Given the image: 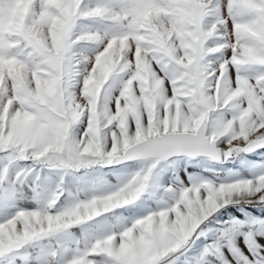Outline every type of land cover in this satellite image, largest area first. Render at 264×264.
<instances>
[{
  "label": "snow or ice",
  "instance_id": "6c2138e0",
  "mask_svg": "<svg viewBox=\"0 0 264 264\" xmlns=\"http://www.w3.org/2000/svg\"><path fill=\"white\" fill-rule=\"evenodd\" d=\"M16 3L0 0V190L7 196L36 166L65 170L63 161L49 159L53 152L81 168L146 159L152 164L116 192L53 211L63 195L59 187V199L47 202V216L41 209L17 211L0 223V258L134 205L162 161L206 156L222 162L264 148V0H227V17L218 0H121L95 7L84 0H24L22 18L14 19ZM82 19L108 20L118 28L103 35L77 32ZM82 42L103 47L94 59L78 55L91 67L84 69L77 95L73 86L81 72L74 49ZM98 60L103 75L93 72ZM249 68L254 73H246ZM117 77L119 95L112 97ZM85 118L83 134L74 137ZM81 154L87 159L76 160ZM20 162L32 167L21 169ZM168 191L172 202L162 210L84 241L83 250L77 240L71 257L52 250L44 264H98L96 257L103 264H176L177 254L212 231L222 208L240 197L264 205V175L202 179ZM216 232L187 264H264L255 225L225 222Z\"/></svg>",
  "mask_w": 264,
  "mask_h": 264
},
{
  "label": "rangeland",
  "instance_id": "374dc122",
  "mask_svg": "<svg viewBox=\"0 0 264 264\" xmlns=\"http://www.w3.org/2000/svg\"><path fill=\"white\" fill-rule=\"evenodd\" d=\"M121 0H84V4L88 7H95L97 4H119ZM222 14L227 17V0H218ZM24 13V0H17L16 10L13 13L14 19L22 18ZM232 20L228 19V30L231 31ZM118 26L108 20L100 19H82L78 22L77 32L80 31H98L102 35L117 30ZM102 45H95L88 42H82L74 51L79 56H85L94 59L98 51L102 50ZM90 68L91 64L81 66V75H79L73 86V91L78 95L84 78V69ZM246 73H254V69L245 70ZM126 79V77H123ZM121 77L116 78V84L112 88L111 95L116 97L119 95ZM112 83L111 81L109 82ZM111 107H115L114 102ZM230 118V114H227ZM87 127V119L76 125L73 129L76 138L83 134ZM110 147L111 138L107 139ZM223 147V143L220 144ZM2 155V154H0ZM21 169L31 168V162H20ZM141 167L139 160L123 163L117 166H100L93 165L84 167L79 170H67L64 172L54 169H43L36 166L35 172H30L26 178L18 184L19 191H24L23 184L29 187V197L34 204L32 208H21L15 203L16 187L15 185L6 196L0 190V223L11 218L19 210H39L47 201L50 193L57 189L59 185L63 189V195L60 198L56 208L53 211H60L71 206L77 199H90L93 195L107 194L115 189V187L125 182L126 178L134 174ZM10 177L14 180L16 168L9 169ZM264 175V148H258L248 153H239L226 161L216 162L205 156L194 158L189 157H172L167 161H162L154 172L150 187L144 195L134 205L118 209L114 213H110L98 217L94 221L87 222L83 225L76 226L81 234V250L84 249V240H94L96 237L112 232L120 231L127 224L130 225L138 218H142L151 212L162 210L172 202L173 192L168 191L169 188L178 190L182 187H190L192 184L208 179L218 182L226 180L232 182L237 179L254 180L258 176ZM63 179V183H61ZM247 199L238 198L237 203H230L226 208H222L216 214L215 222L209 227L211 232L207 233V237H201L196 241L195 245L184 255L177 254L176 264H187L191 258L196 257L203 250L205 245L213 243L216 237V230L222 228L225 222L244 221L248 224L255 225V239L264 242V205L247 202ZM231 206H234L231 207ZM237 210V211H236ZM140 211V212H139ZM115 226V227H113ZM73 229L68 233L57 234L43 240L35 241L31 245L26 246L19 251L9 253L6 257L0 258V264H44L47 255L52 250H61L65 255L70 256V252L76 248L77 238ZM53 242L57 244L53 247ZM238 243L243 246L244 236L239 237ZM71 246V249H70ZM71 250V251H70ZM227 254L228 249H224ZM247 252V249H245ZM231 259V257H229ZM235 264V261L233 262Z\"/></svg>",
  "mask_w": 264,
  "mask_h": 264
},
{
  "label": "clouds",
  "instance_id": "9594fccd",
  "mask_svg": "<svg viewBox=\"0 0 264 264\" xmlns=\"http://www.w3.org/2000/svg\"><path fill=\"white\" fill-rule=\"evenodd\" d=\"M75 59L77 61H79V71L81 72V66L82 65L86 66V64L84 63L83 60L80 59V57L78 55L75 57ZM93 72H96L97 75H103V68L100 65V61L99 60L97 61V65L93 68ZM76 106L79 107V104H77ZM73 136L75 137L74 132H73ZM49 159L52 160V161L60 160V161H63L64 162V164L66 165V168H65V170H62L61 172H64V171H67V170H79V169H81V167L79 166V164L76 163L73 160L72 157H69V156H61L57 152L51 153V155L49 156ZM79 159H87V158L84 157L83 154H81L79 157L76 158V160H79ZM139 161L141 162L140 169L138 171H136L134 174L130 175V177L126 178L125 182H123L121 185L126 184V183H131L132 181H134L138 175H140L146 168L150 167L151 164H152V160L151 159L139 160ZM50 169H52V168H50ZM61 183H63V179H61ZM121 185L115 187V189L112 190L111 192H116V190ZM59 187L60 186L58 185L57 186V189ZM55 192H56V190L55 191H52L50 193L49 197L47 198L46 203L41 208V217L47 216V212H48L47 202L49 201V199L50 198H52V199H59L58 197H56ZM66 208H68V207H66Z\"/></svg>",
  "mask_w": 264,
  "mask_h": 264
},
{
  "label": "trees",
  "instance_id": "16d2710c",
  "mask_svg": "<svg viewBox=\"0 0 264 264\" xmlns=\"http://www.w3.org/2000/svg\"><path fill=\"white\" fill-rule=\"evenodd\" d=\"M16 189V195H15V203L21 207V208H32L34 207L33 202L31 201L29 194H30V189L28 186L23 184L24 191H19V186L18 184L15 185ZM234 208V206H231ZM237 211V210H236ZM74 231V235L76 236L77 240L81 241V234L78 232V229L76 227L72 228ZM244 231H247L245 229ZM57 244L53 242V247H56Z\"/></svg>",
  "mask_w": 264,
  "mask_h": 264
},
{
  "label": "crops",
  "instance_id": "0c3cea01",
  "mask_svg": "<svg viewBox=\"0 0 264 264\" xmlns=\"http://www.w3.org/2000/svg\"><path fill=\"white\" fill-rule=\"evenodd\" d=\"M140 212V211H139ZM87 240V239H86ZM86 240H84V241H86ZM87 241H93V240H87ZM83 244H84V246H85V243L83 242ZM70 249H71V246H70ZM71 251V250H70ZM71 255H72V253L70 252V256H68V257H71ZM96 260H97V262H98V264H103V260H104V258H102V257H96L95 258Z\"/></svg>",
  "mask_w": 264,
  "mask_h": 264
},
{
  "label": "water",
  "instance_id": "95a60500",
  "mask_svg": "<svg viewBox=\"0 0 264 264\" xmlns=\"http://www.w3.org/2000/svg\"><path fill=\"white\" fill-rule=\"evenodd\" d=\"M220 147H221V145H219ZM198 157V156H197ZM206 157V156H205ZM133 161H135V160H133ZM127 162H131V161H126V162H123V163H127ZM217 162V161H216ZM123 163H120V164H123ZM120 164H113V165H111V166H117V165H120Z\"/></svg>",
  "mask_w": 264,
  "mask_h": 264
}]
</instances>
